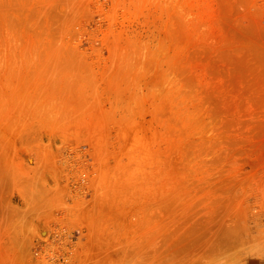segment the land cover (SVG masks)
Returning a JSON list of instances; mask_svg holds the SVG:
<instances>
[{
  "label": "rangeland",
  "instance_id": "374dc122",
  "mask_svg": "<svg viewBox=\"0 0 264 264\" xmlns=\"http://www.w3.org/2000/svg\"><path fill=\"white\" fill-rule=\"evenodd\" d=\"M264 257V0H0V264Z\"/></svg>",
  "mask_w": 264,
  "mask_h": 264
},
{
  "label": "crops",
  "instance_id": "0c3cea01",
  "mask_svg": "<svg viewBox=\"0 0 264 264\" xmlns=\"http://www.w3.org/2000/svg\"><path fill=\"white\" fill-rule=\"evenodd\" d=\"M248 264H264V257L251 259Z\"/></svg>",
  "mask_w": 264,
  "mask_h": 264
}]
</instances>
